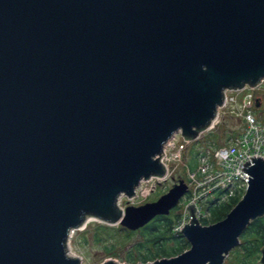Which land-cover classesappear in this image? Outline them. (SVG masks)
Listing matches in <instances>:
<instances>
[{"label":"water","instance_id":"1","mask_svg":"<svg viewBox=\"0 0 264 264\" xmlns=\"http://www.w3.org/2000/svg\"><path fill=\"white\" fill-rule=\"evenodd\" d=\"M263 80L264 0H0V264H81L68 244L88 218L136 232L169 216L183 180L118 202L166 176L167 142L196 141L227 90ZM243 171L224 220L190 207V249L147 264H224L264 217V160Z\"/></svg>","mask_w":264,"mask_h":264},{"label":"built area","instance_id":"2","mask_svg":"<svg viewBox=\"0 0 264 264\" xmlns=\"http://www.w3.org/2000/svg\"><path fill=\"white\" fill-rule=\"evenodd\" d=\"M263 82L264 80L260 85ZM259 86H247L241 91L225 92V105L219 108L218 117L208 130L212 131L219 124L223 111L237 117L243 128L238 135L221 146L201 147L197 150V166L194 172H189L188 180H183L188 186V193L183 197L187 199V204L184 212L181 211V230L192 220L190 207L195 208L196 218L201 223L204 219L203 204L208 206L207 215L210 216L212 205L228 203L238 197L243 198L248 186V176L243 171L245 164L254 158L264 160V122L255 115L257 101L261 99L257 94ZM241 94L244 95L240 97ZM261 101L263 105V99ZM201 136L197 140L202 139ZM193 142L187 141L181 133L170 139L164 147L161 159L166 176L152 177L149 181L142 182L135 198L141 196L147 199L163 183L171 179L175 181V174L180 165H183L186 153L189 156V145ZM188 162L189 158L186 160V163Z\"/></svg>","mask_w":264,"mask_h":264},{"label":"rangeland","instance_id":"3","mask_svg":"<svg viewBox=\"0 0 264 264\" xmlns=\"http://www.w3.org/2000/svg\"><path fill=\"white\" fill-rule=\"evenodd\" d=\"M257 94L261 99H263V105L260 99L259 101H261L260 105H262V107L260 106L261 108L258 107L255 110V115L260 121L264 122V82L257 89ZM243 95L244 94H241L240 97ZM242 128L243 124L238 120L237 117L231 113H228L227 111H223L220 116L219 124L212 131L208 130L204 132V134L201 136L202 139L194 141L193 144L189 145V156H187L186 153L183 165H180L177 173L175 174V181L171 179L169 182L163 183L158 187L157 191L147 199H144L141 196L135 199L128 198L127 196H121L118 202L119 206L125 210L129 206L139 207L147 203L157 201L159 198L165 195L177 181L180 179L184 181L188 180L189 172H194L197 166V159H195V156L199 148L221 146L228 142L230 138L238 135ZM188 158L189 162L186 163ZM139 189H141V187H139ZM186 204L187 199L183 198L178 206L171 211L170 216L176 218L178 212L181 213L182 211L183 213ZM203 206L204 219L208 220L210 218V216L207 215L208 206L206 204H203ZM150 224L152 226L154 225V222ZM148 231V229H143L141 231L132 232L120 225L109 226L103 224L98 219L88 218L87 224L84 228L74 230L72 232L68 244V254L71 257H80L82 259L81 264H103L108 259H113L118 264H147L140 260V257L143 256L147 250L154 249L152 243L149 242V240L153 239L154 237L149 235ZM178 233H181V227L177 222L173 234L175 235ZM241 242L242 244L230 253V256L226 259L224 264L244 263V256H242V246L245 244V242ZM141 245L145 246L146 249H142ZM166 246L168 249H172L175 247V244L173 241H169L167 242ZM189 247L187 250L190 249ZM130 258L134 259L135 261L131 262ZM260 258L261 253L260 257L255 260L254 264H258L260 262ZM151 262L154 261H150L148 263Z\"/></svg>","mask_w":264,"mask_h":264},{"label":"trees","instance_id":"4","mask_svg":"<svg viewBox=\"0 0 264 264\" xmlns=\"http://www.w3.org/2000/svg\"><path fill=\"white\" fill-rule=\"evenodd\" d=\"M241 199L242 198L238 197L232 199L228 203L212 205L210 209V218L208 220L203 219L201 225L207 226L224 220ZM180 220V212H178L176 218H173L170 215L159 216L153 221L154 225L151 226V224H149L144 228V230L148 229L149 235L154 237L149 240L154 249L147 250L146 253L140 257V260L144 261V263H148L162 258H172L186 252L190 246L188 241L181 235V233L173 234L175 225L177 222L179 224ZM169 241H173L175 244V247L172 249H168L166 246ZM241 241L245 242L242 246V256H244L243 264H254L255 260L260 257L261 249L264 247V217L258 218L249 225L244 232ZM141 248L146 249L145 246H142ZM130 261L133 262L135 260L130 258Z\"/></svg>","mask_w":264,"mask_h":264},{"label":"flooded vegetation","instance_id":"5","mask_svg":"<svg viewBox=\"0 0 264 264\" xmlns=\"http://www.w3.org/2000/svg\"><path fill=\"white\" fill-rule=\"evenodd\" d=\"M156 219H157V218H156ZM154 221H155V220H154ZM147 226H148V225H147ZM147 226H146V227H147ZM146 227H144V228H146ZM144 228H142V229H140V230H138V231H141V230H143ZM263 248H264V247H263ZM261 250H262V249H261ZM259 264H260V263H259Z\"/></svg>","mask_w":264,"mask_h":264}]
</instances>
